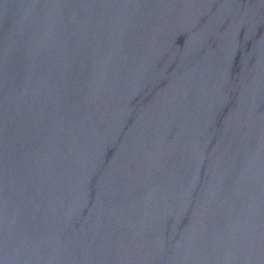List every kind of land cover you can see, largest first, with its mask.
I'll list each match as a JSON object with an SVG mask.
<instances>
[{
	"label": "water",
	"instance_id": "95a60500",
	"mask_svg": "<svg viewBox=\"0 0 264 264\" xmlns=\"http://www.w3.org/2000/svg\"><path fill=\"white\" fill-rule=\"evenodd\" d=\"M0 264H264V0H0Z\"/></svg>",
	"mask_w": 264,
	"mask_h": 264
}]
</instances>
